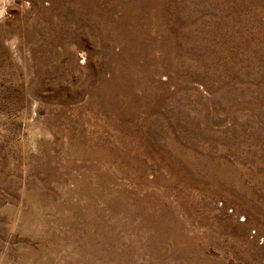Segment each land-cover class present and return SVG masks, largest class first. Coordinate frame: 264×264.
<instances>
[{"label": "rangeland", "instance_id": "1", "mask_svg": "<svg viewBox=\"0 0 264 264\" xmlns=\"http://www.w3.org/2000/svg\"><path fill=\"white\" fill-rule=\"evenodd\" d=\"M0 264H264V0H0Z\"/></svg>", "mask_w": 264, "mask_h": 264}]
</instances>
